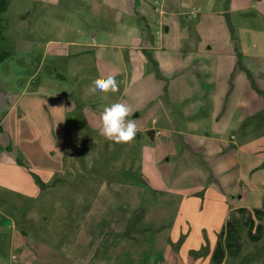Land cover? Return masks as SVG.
<instances>
[{
    "label": "rangeland",
    "instance_id": "rangeland-1",
    "mask_svg": "<svg viewBox=\"0 0 264 264\" xmlns=\"http://www.w3.org/2000/svg\"><path fill=\"white\" fill-rule=\"evenodd\" d=\"M114 2L115 5L110 0H10L7 10L1 14L4 39H0V49L8 50L10 56L0 63V96L1 91H9L6 102H11L24 86L27 96L17 108L25 114H16V109L10 117L17 121V127L10 126L7 119L0 132L5 130V137L12 133L9 128L13 127L14 137L23 140L24 135L37 127L40 133L33 142L40 151L47 147L48 140V144L52 142L51 136H58V124L64 118L68 120L67 138L72 140L67 139L63 146L65 154L70 149V157L66 158L63 170L54 174L55 182L58 179L55 186L69 181L70 186L62 185L51 189L47 196L41 192L39 197L29 199L10 182L0 180V264H213L206 226L198 229L204 246L200 242L198 249L193 248L197 242L188 239L191 228L188 223L177 236L171 230L176 206L170 204L167 193L158 192L157 200L149 199L148 190L130 187L125 181H139L147 187L151 181L156 182L154 169L146 161L153 156L160 171H169L163 181L172 187L213 178L232 190L239 177L233 160L228 161L224 174L211 172L208 166L211 161L205 154L211 156L206 152L193 157L184 151L177 162L176 153L187 141V136L178 133L175 141L167 144L161 137L155 138V143H148L147 136L117 144L102 136L99 130L96 131L99 142L88 146L81 143L80 130L84 127L71 123L62 111L65 105L77 102L82 78L94 76L103 80L111 75L117 82L115 91L97 93L94 90L86 97L91 102L100 100V111L115 103L126 105L130 111L125 120H131L137 129L152 125V118L162 117V109L166 107L189 110V115L195 117L204 113L201 119L204 116L206 120L213 106L204 94H196V90H219L216 77L223 79L228 71L222 60L235 54L245 65L244 73L259 71L253 59L264 54V0H166L164 16L158 13L127 15L117 9L120 1ZM151 5L148 4L150 9ZM138 6L137 11L142 12L143 7ZM152 15L154 19L159 15L164 17V29L170 26L169 32L163 31V42L172 52L163 58L172 60L175 72L166 74V63L156 65L152 57L153 60L147 58L141 74L133 78V70L121 62L115 46L127 39L125 26L138 24V32L143 35V20L153 24ZM184 30L188 32L187 37L183 36ZM151 33L156 36L154 29ZM237 38L241 50L236 48ZM69 41H79L85 46L77 50L76 46L68 45ZM66 48L76 52L73 58H65ZM54 49L60 53L55 54ZM150 50L143 49L146 55H151ZM236 50L242 51L244 57ZM125 55L126 52L122 54ZM228 76L231 86H237L235 81L232 83V77L236 78L234 71ZM37 89L39 94H32ZM174 90L186 94L189 90L192 95L184 98V94H175ZM230 92L228 97L224 96L228 112L232 110L229 98L233 92ZM226 102L223 100L224 106ZM26 103L31 106L28 108ZM44 104H49L47 114L52 119L48 126L44 119L48 116L42 109ZM206 123L209 125L210 121H205L199 129H204ZM210 125H206L208 130L214 127ZM51 126L52 135H45V129L51 131ZM168 128L165 127L163 134L171 136ZM75 137L78 140H73ZM129 143L132 145L128 148ZM54 146L57 148L58 144ZM164 154L166 158L168 154H175V158L171 156L166 161ZM195 162L199 170L207 173L195 176L186 173V168L195 170ZM122 182L127 184L112 195L115 189L112 187ZM83 184L84 189H79ZM246 216L231 208L229 217L236 221L235 240L240 248L239 252L227 254L221 264L264 261V212L254 216L252 233L259 236L258 240L250 238L249 226L244 222ZM256 224L261 228L255 229ZM13 235H16L14 240ZM43 249H50L49 254H41Z\"/></svg>",
    "mask_w": 264,
    "mask_h": 264
},
{
    "label": "crops",
    "instance_id": "crops-1",
    "mask_svg": "<svg viewBox=\"0 0 264 264\" xmlns=\"http://www.w3.org/2000/svg\"><path fill=\"white\" fill-rule=\"evenodd\" d=\"M114 1L110 0V3L115 5L116 2ZM119 1L120 9H117L127 15H142L144 13L154 15L155 13H158L164 16L166 13V0H161V2L154 0L155 3L153 2V5H151V0ZM148 4L152 6L151 9L148 7ZM138 5L143 7V11L141 8L142 12L137 11L139 7ZM153 15L152 17L154 19ZM160 15L158 18L154 19V22H152L153 24H148L144 18V24H142V27H144L143 29L145 30V33L143 35L138 32L140 25L131 24V26H128L129 28L125 26L124 28L126 29L125 33H127V39L121 44L115 46L117 52L120 54L121 62L123 60L122 63L126 64V67H130V69L133 70V78L135 77V74H141L143 65L147 62L148 57L143 49H151L150 52L156 61V65L160 66L163 61L166 63V74L169 75L171 73V75H173L175 72V69L172 67V60L168 57L163 58L164 54L172 51L168 48L169 46L165 45L163 42V31L169 32L170 26H167L164 29L165 20L164 17L161 18ZM143 17L144 16H142V18ZM118 22L120 24L123 23V21ZM153 29L155 30L156 36L151 33V30ZM183 36H188L186 30H184ZM236 44V48L241 50L238 45L239 38H237ZM68 45L76 46V48L85 46L79 41H69ZM92 45H100L99 47L103 46V44L98 43H93ZM79 49L80 48H77V50ZM71 50L73 49H65V58L70 59L75 56L76 52ZM238 50H236V52L243 56V52L241 51V53ZM52 52L55 54L60 53V51L55 49ZM125 52L127 53V55H125L127 61L125 60V57L122 56ZM236 56L237 55L235 54H233V56H230L229 54L226 59L222 60L223 65L227 67L228 71L225 72L223 79L216 77L215 84L219 87V95H217L218 91H214L213 88L205 90L201 89L203 91L196 90V94H204L209 100V104L213 106L211 112L208 113L206 120L204 116L201 119V116L204 115V113H201L202 115L197 114L195 117L193 114L192 116L189 115V110H172L171 108L166 107L162 109V117L158 118V116H154L152 118V125H145L144 127L137 129L136 135L134 136L137 139H143L144 136H147L148 143H155V138L161 137L167 144L170 141H175L176 133L185 135L187 136V138H185L187 141L183 142V146L180 145L181 148L176 153L177 162L183 155L184 151L189 152L193 157H197L198 154L206 152L211 156L209 157L205 154L207 158H210L211 162L208 166L213 174L226 173L228 170V161H231L232 159L233 166L237 168L239 174V177L235 182L236 185L233 189L228 190V187H223V185L220 184L221 180L215 181L213 178L210 181L204 179L203 181L194 184H185L183 187H172L170 184L163 181L165 173H168L169 171H160L159 168L156 167L157 164H154L153 156L148 157L146 161H148V165L154 169V177L158 179L156 182L151 181L150 185L147 187L145 186V183H138L139 181H125L129 182L130 187L140 188L143 192L144 190H148L149 199L154 198L157 200L156 195L158 192L167 193L169 199L172 201L170 204L176 206L174 219L171 220L173 222L171 230L175 233L174 236H177L181 230L183 231L187 228L185 223H188V226H191L188 239L191 240V242H193V240L197 242L193 248L198 249L200 242L202 244L201 246H204L202 237L198 236V229L203 230L202 226H206L209 234L208 237L210 239L209 249H211V262H213L211 257L212 252L220 239L219 234L225 230L226 222L230 219L229 212L231 208L236 209V211L241 214H248L250 212L253 215L254 209H258L260 215L264 212V210L261 209V206L262 208L264 207V54L256 56L255 59H253V62H255L254 64L259 68V71L254 72L246 70L247 72L245 73L243 72V69L245 70V65L241 63V57L237 59ZM71 66H73V62ZM66 71L67 68H65V73ZM233 71L236 75V78L235 76L232 77V83L234 81L237 83V86L235 87H233L234 85L231 86V78L229 79L228 76L229 73H232ZM163 73L161 72V74ZM162 77H164V75ZM82 79L83 83L77 94V102L71 106L65 105V110L62 112L65 113V118L67 116L70 118L69 121H71V123L74 122L75 125L84 127L80 130L82 136L81 143L83 141V143L89 146L90 143L94 144L99 142L96 131L98 132L100 130L98 128L101 127V115L103 110L100 111V100L91 102L86 97V95L94 92V81L98 80L97 77L90 76ZM251 80L254 86H252ZM230 90L233 92V96L229 98L230 108L232 110L228 112L226 100L229 94H231ZM187 91V94L186 92H180L179 90H174V93L180 95L184 94L185 98L188 97V95H192L191 91ZM7 92L9 91H1L0 96V128L5 126L4 123H6L7 119H10V126L16 128L17 121L10 117L14 110L18 108L19 103H21L27 96V90L24 86L20 92L15 94V97L11 102H6L5 95ZM39 92L40 91L37 89L31 93L39 94ZM225 94H227L226 99L224 98ZM223 100L226 102V106L223 105ZM168 104H170V107H173V103L168 102ZM96 105H98V107H96ZM30 106L31 105H27L28 108ZM48 108L49 104L42 105L43 112L46 116H48ZM56 110L61 112L59 108H56ZM16 112V114L19 115L25 114L24 110L21 108L19 110L17 109ZM49 116L48 118H44L46 126H48L50 120H52L49 119ZM208 120L210 121L209 125L211 124L210 126L214 127L208 130L206 125H209L206 123L204 129H199L200 126H204V122ZM67 121L68 120L64 121V118H62L61 123L58 124L59 134L57 137L51 136L52 126L51 131L47 128L45 129V131H47L45 132V135L48 133V135L51 136L50 138L52 142L48 144L50 141L48 140L46 143L47 147L45 146L43 150L40 151H38L35 142H33L37 141L36 134L39 135L40 133V130L37 127L36 129H31L29 131L31 132L30 134L24 135L23 140L14 137L13 127L9 128L12 130V133H7L8 135L5 137L4 134H6V131L4 130L3 133L0 132V180L10 182L17 191H20L25 198L29 199H33L32 197L35 196L39 197L41 192H43L44 196H47L49 192L52 191L51 189L62 188V185L70 186V181L60 185L58 183V185L55 186L58 179L55 182L54 177V174L63 170L66 158L68 159L70 157V149L68 148V153L65 154L63 148L68 139L67 127H65L68 124ZM184 126H190L191 128L187 129ZM165 127H169L168 129L172 132L171 136L163 134ZM197 127L198 129H196ZM148 130H150L149 133H147ZM81 131L86 135H82L83 133ZM71 140L68 139V141ZM73 140H78V138L75 137ZM209 142H211V144ZM54 144H58V147L56 148ZM131 145L132 143H129L128 148L131 147ZM210 147L211 150H209ZM165 156L166 155L164 154V157ZM171 156L175 158V154H168V157H165L164 160L169 161ZM193 166H195V170L193 168H186L185 172L190 175L193 174L194 176L196 174L199 175L200 173H207L206 171L203 172L199 170V165L196 162ZM33 173L38 174L42 179L45 184L44 187H39V184L32 175ZM13 181H16V183ZM125 182L120 184L116 183L117 187H112L115 188L112 191V195L119 191L120 186L127 184ZM83 186L84 184L81 185L79 189L83 190ZM241 209H244V212H242ZM199 222L202 223L200 226ZM13 228L16 230L15 222L13 223ZM15 236L16 235H13V240L16 238ZM223 239L224 234L222 235V240ZM222 240L220 242H222ZM188 245H190V243H188ZM40 246L42 245L40 244ZM169 248L170 247H168V249ZM183 249H185L184 246ZM48 250L50 249H43L41 254L43 253L45 256L48 255ZM11 257L13 258L14 255ZM41 259L43 258L41 257L40 261Z\"/></svg>",
    "mask_w": 264,
    "mask_h": 264
},
{
    "label": "clouds",
    "instance_id": "clouds-1",
    "mask_svg": "<svg viewBox=\"0 0 264 264\" xmlns=\"http://www.w3.org/2000/svg\"><path fill=\"white\" fill-rule=\"evenodd\" d=\"M117 82L114 76H108L103 80L94 81V90L97 93L115 91ZM129 108L121 103H115L104 108L101 115L100 134L114 143H125L133 139L137 128L131 120L126 122Z\"/></svg>",
    "mask_w": 264,
    "mask_h": 264
},
{
    "label": "trees",
    "instance_id": "trees-1",
    "mask_svg": "<svg viewBox=\"0 0 264 264\" xmlns=\"http://www.w3.org/2000/svg\"><path fill=\"white\" fill-rule=\"evenodd\" d=\"M9 1L10 0H0V39H4L1 14L7 10ZM9 56H10V52L8 50L0 49V63L3 62ZM147 57L153 60L152 56L148 53H147ZM153 62L156 64L155 60H153ZM252 86H254L253 82H252ZM149 132L150 130L147 131V133ZM32 175L34 179L36 180V182L41 187L45 186L42 179L37 174L33 173ZM241 210L242 212H244V209H241ZM255 215L257 216L260 215L258 209L253 210V215L252 213L249 212L246 216L247 219L244 222L247 223V225L249 226L248 234L250 238L253 240H258L259 236L252 233V227L254 226V216ZM235 223L236 221L234 218L227 220L226 225H225V230L220 232L219 242L217 243L215 249L212 252V259H213L214 264H221L222 261L226 258L227 254L229 255V254H234L236 252H239L240 246L238 244L236 245V240H235V238L237 237L236 231H235L236 230ZM260 228H261L260 224L255 225V229H260ZM223 234H224L223 242H220ZM261 264H264V261Z\"/></svg>",
    "mask_w": 264,
    "mask_h": 264
}]
</instances>
